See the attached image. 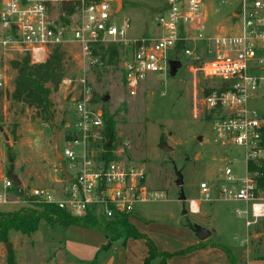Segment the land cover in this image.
Listing matches in <instances>:
<instances>
[{
	"label": "rangeland",
	"instance_id": "rangeland-1",
	"mask_svg": "<svg viewBox=\"0 0 264 264\" xmlns=\"http://www.w3.org/2000/svg\"><path fill=\"white\" fill-rule=\"evenodd\" d=\"M164 3L165 0H122L118 11L130 20L128 37L136 39L151 35L156 29L154 17ZM202 5L207 36L235 29L237 19L232 12L237 8L238 0H202ZM112 46L116 49L115 57L105 53L101 66H92L89 60H83L75 46L64 52L65 76L49 95L55 109L52 123L42 122L34 117V108L10 97L16 75L11 61L21 59L25 52L21 49L0 51V193H7L8 200H11L0 201V212H16L37 204L25 197H17L13 189L3 188L11 164L14 166L13 176L20 179L21 187L27 192L33 187L59 190L64 184L65 178L53 150V139L57 129L58 146L62 151L63 140L73 137L74 100L83 91L81 79H84L92 105L107 112L114 132L111 148L105 152L101 149L107 139L101 136L95 142L91 141L93 154L100 159L108 155L109 159L117 158L118 150L123 147L120 157L143 166L146 185L164 193L163 200L135 205V216L129 223L139 232L166 233L169 240H174L168 250L161 251L172 254L165 264H231L226 252L217 246L213 250L195 249L180 253L198 243L194 233L196 227L210 232L207 243L230 248L236 264L246 257L264 256V217L246 227L235 213L237 207H242L240 202L223 201L216 196L215 200L200 202L198 213L187 210L189 199H200V181H209L214 186L228 156L242 160L239 148H227L214 142L211 121L205 118V109L202 112V95L211 83L210 77L204 76V72L193 71L194 65L190 64L194 62L181 54L180 65L173 75L146 79L137 93L131 95L126 92L120 75L122 57L128 45L107 44L98 54L101 56ZM194 93L198 117L193 112ZM106 96L108 99L104 100ZM252 104L264 108V99H257ZM162 142L172 150H162ZM74 149L81 151V146ZM235 166L240 172L241 163ZM175 169L182 174L181 187L176 184ZM181 190L184 201L179 199ZM82 233L78 225L64 228L58 222L50 224L46 221H41L39 228L31 234L10 231L8 240L0 242V264H7L9 251L14 254L15 264L89 262L96 254L87 251ZM191 237L192 243L186 245ZM122 242L123 239L112 241L105 249L107 258L113 259L116 252H123L126 245ZM115 247L117 250L114 251ZM135 257L136 252L132 250L128 256L131 264Z\"/></svg>",
	"mask_w": 264,
	"mask_h": 264
},
{
	"label": "built area",
	"instance_id": "built-area-1",
	"mask_svg": "<svg viewBox=\"0 0 264 264\" xmlns=\"http://www.w3.org/2000/svg\"><path fill=\"white\" fill-rule=\"evenodd\" d=\"M235 17V29L207 36L202 0H165L154 17L155 31L130 39V20L117 11L116 0H0V51L21 49L31 64H40L52 50L75 46L83 60L101 66L102 46L128 45L120 75L131 95L146 79L170 75V61L185 55L194 62L193 71L211 79L202 95V112L211 121L214 142L242 153V160L226 158L216 185L200 181V199H189L187 210L198 213L200 202L216 196L240 202L235 213L248 227L264 217V184H259L264 178V108L252 104L264 99V0H238ZM81 83L83 91L74 100L73 137L63 140L61 151L71 178L59 190L23 188V196L16 195L74 217L93 213L109 219L124 213L129 221L135 205L163 200L164 193L146 185L143 166L120 157L123 147L117 158L93 154L91 141L100 139L105 127L103 112L92 105L84 79ZM195 98L196 93L193 112L198 117ZM3 188H13L8 178ZM0 201L11 200L0 193Z\"/></svg>",
	"mask_w": 264,
	"mask_h": 264
},
{
	"label": "trees",
	"instance_id": "trees-1",
	"mask_svg": "<svg viewBox=\"0 0 264 264\" xmlns=\"http://www.w3.org/2000/svg\"><path fill=\"white\" fill-rule=\"evenodd\" d=\"M105 53L110 57H115L116 49L114 46L105 50L101 55V60ZM12 67L16 70L14 78V89L10 97L18 102H22L29 107L34 108V117H38L42 122L52 123L55 116V109L49 95L52 89H56L65 76V53L63 50L56 48L52 50L45 62L40 64H31L28 56H23L19 60L11 61ZM1 96V92H0ZM103 110V109H102ZM103 112L105 127L102 131L103 138L114 140L112 120ZM103 144L105 150H110L107 143ZM106 159H109V155ZM12 162V159L9 160ZM259 184H264V178L259 179ZM15 193L16 189L12 188ZM41 221L47 223H60L64 228L69 225H78L91 228L102 232L106 238V245L102 249L108 248V242L117 239H123L122 245L128 238L143 239L147 247V255L142 264H165L166 259L172 256L171 253L157 250L155 243L145 234L140 233L127 220L124 213H116L112 218H105L102 215L87 213L82 217L71 216L66 211L51 204H35L26 208L19 209L16 212H0V242L8 240L10 231H19L24 234H31L39 228ZM205 246H217L222 248L231 264H236L231 249L219 244L207 243L201 241L195 245L188 246L187 249L180 253H188L192 250L203 248ZM7 264H15L14 254L8 252ZM84 264H97L96 258Z\"/></svg>",
	"mask_w": 264,
	"mask_h": 264
},
{
	"label": "crops",
	"instance_id": "crops-1",
	"mask_svg": "<svg viewBox=\"0 0 264 264\" xmlns=\"http://www.w3.org/2000/svg\"><path fill=\"white\" fill-rule=\"evenodd\" d=\"M235 11H236V9L232 12L233 17H235ZM4 159H5V156H4ZM78 227H81V231L84 232V233H82V235L84 238L83 239L84 244L88 245L86 248L87 251H89L90 254H92V253L96 254L95 258H96L98 264H131L132 262L128 260V256L131 254L132 250L136 252V257L134 258L133 264H141L142 263L141 261L147 255V248L144 244L143 239H135L134 240L132 238H130V239L128 238V240L125 241L124 245H126V247L123 250V252H121V251L116 252L115 258L109 259V258H107V254H106L107 251L105 249L100 250V248H102V246H104V244L107 243L106 236L102 232L95 230V229L86 228V227H82V226H78ZM148 228L149 227H146V229H148ZM140 232L153 239L158 251L168 250L169 244L174 241L172 239L169 240L168 234H166V233L165 234L159 233L157 235L156 233H151L149 231H144V230H142ZM161 237L163 238V241L161 240ZM192 239H193V237L190 238L189 243L188 244L186 243V245H190V243H192ZM120 241L121 240H118L117 242L120 243ZM204 241H207V239ZM197 242L199 243L201 241L198 240ZM213 248H214L213 246H208V247L205 246V247L199 248V249H201V250H205V249L213 250ZM115 250H117L116 247H115L114 251ZM237 262H238V264H264V256L246 257L241 262H239V261H237ZM84 263L85 262H83L82 264H84Z\"/></svg>",
	"mask_w": 264,
	"mask_h": 264
},
{
	"label": "water",
	"instance_id": "water-1",
	"mask_svg": "<svg viewBox=\"0 0 264 264\" xmlns=\"http://www.w3.org/2000/svg\"><path fill=\"white\" fill-rule=\"evenodd\" d=\"M116 2H117V11H118L122 7V0H116ZM179 65H180V61H178V60L170 61V70H171L172 75L175 73V71H176L177 67H179ZM262 70H264V66L262 67ZM107 99H108V97L106 96L104 98V100H107ZM0 130H2V129L0 128ZM6 138L7 137L5 136V139ZM110 146H111V141H108L107 147H110ZM160 148L164 151L172 150V147L167 145L165 142L161 143ZM53 150H54L55 157H56L57 161L59 162L60 169L62 171L64 178L66 180H69L71 178V174L66 169L65 163L63 161L62 153H61L59 146H58V130L57 129H55V134H54V139H53ZM13 168H14V166H13V164H11V166L9 167V170L7 172V178L11 181V183H12L13 187L16 189L18 195L23 196V188L21 187V181L16 176H13ZM175 173H176V177H177L176 184L179 187H181V185L183 183L182 174L180 171H178L176 169H175ZM179 199L181 201L185 200V197H184L182 190H181ZM184 213H185V209L183 206V214ZM194 233H195V236L200 241L205 240L210 235V232L203 227L194 228ZM110 244H111V242H108V245H110Z\"/></svg>",
	"mask_w": 264,
	"mask_h": 264
}]
</instances>
